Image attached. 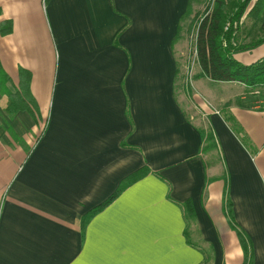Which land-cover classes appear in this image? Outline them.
I'll return each mask as SVG.
<instances>
[{"label":"crops","instance_id":"crops-1","mask_svg":"<svg viewBox=\"0 0 264 264\" xmlns=\"http://www.w3.org/2000/svg\"><path fill=\"white\" fill-rule=\"evenodd\" d=\"M191 3L0 0L2 66L37 105L10 116L0 92V264H264V92L197 65L178 94Z\"/></svg>","mask_w":264,"mask_h":264},{"label":"trees","instance_id":"trees-1","mask_svg":"<svg viewBox=\"0 0 264 264\" xmlns=\"http://www.w3.org/2000/svg\"><path fill=\"white\" fill-rule=\"evenodd\" d=\"M190 10L191 4L186 16ZM196 20H199V23H195L194 49L200 66L199 76L215 81L238 82L252 89H264V57L252 64H242L235 58L238 53L251 51L264 44V0H212L206 10L198 14ZM247 20L252 22L248 28ZM4 25H0L2 35L11 30ZM251 36L253 39L249 40ZM19 73L20 83L16 88L0 60V92L8 97L7 112L10 116L19 110H27L34 114L37 109L30 90L31 72L21 68ZM10 133L13 134L11 130ZM144 174L145 171H139L130 177L127 184L121 186L103 205L92 210L89 217L109 204L128 184L139 180ZM225 196L227 213L233 224L232 204L227 190ZM180 206L187 224V241L194 244L189 236V227L195 221L192 202L187 200L180 203ZM238 235L247 258L249 245L240 231ZM201 250L205 255L202 264H209L213 259L211 247H204Z\"/></svg>","mask_w":264,"mask_h":264},{"label":"rangeland","instance_id":"rangeland-1","mask_svg":"<svg viewBox=\"0 0 264 264\" xmlns=\"http://www.w3.org/2000/svg\"><path fill=\"white\" fill-rule=\"evenodd\" d=\"M211 1L212 0H192L191 10L181 24L179 36L176 40V53L179 61L176 87L180 96L184 94L185 90L189 91L190 93L192 92L191 82L198 65L196 52L194 49L195 23H199V20H196L198 14L203 13L206 10L207 5ZM246 25L248 28L252 25V22L250 20H247ZM251 38L253 39L252 36L248 39L250 40ZM256 53L260 54L261 57L259 59L264 57V44L261 45L258 50H255L253 52L251 51V55H256ZM182 83H184V86H182ZM239 91H241L240 86H238V88H233L234 94ZM257 102L259 107H264V96L260 95V97L257 99Z\"/></svg>","mask_w":264,"mask_h":264}]
</instances>
